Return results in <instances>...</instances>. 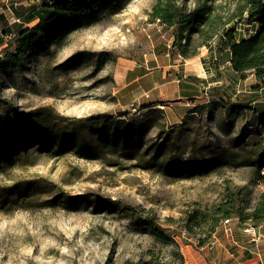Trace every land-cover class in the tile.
<instances>
[{
    "label": "rangeland",
    "instance_id": "rangeland-1",
    "mask_svg": "<svg viewBox=\"0 0 264 264\" xmlns=\"http://www.w3.org/2000/svg\"><path fill=\"white\" fill-rule=\"evenodd\" d=\"M117 1V8L112 1L102 7L89 28L74 31L59 48L44 56L31 52L21 66L0 71V136L34 118L59 119L63 127L68 120L97 116H157L158 124L144 133V150L133 157L110 149L89 157L78 140L59 147L50 135L47 141H31L0 171V264H180L179 254L186 264V245L199 250L204 237L184 231L188 213L216 206L228 187L246 189L248 211L264 193V90L255 91L254 76L240 88L235 79L228 87L233 95L241 90L242 107L234 105L237 99L213 101L194 114L183 113L182 120L178 112L168 115V105H146L130 90L119 93L120 62L159 57L175 39L174 29L153 16L160 0ZM161 1L186 13L205 0ZM209 1L221 15L234 8L229 0ZM234 26L239 31L240 24ZM2 33L0 56H7L12 51L7 42L16 35ZM194 61L189 67L200 68L198 58ZM90 140L98 147L95 138ZM170 159L202 161L205 170L174 176L167 170ZM19 188L37 191L21 198ZM147 218L175 243L158 242L143 226ZM209 242L203 247L211 249L215 241Z\"/></svg>",
    "mask_w": 264,
    "mask_h": 264
},
{
    "label": "trees",
    "instance_id": "trees-1",
    "mask_svg": "<svg viewBox=\"0 0 264 264\" xmlns=\"http://www.w3.org/2000/svg\"><path fill=\"white\" fill-rule=\"evenodd\" d=\"M111 1L117 8L119 5L117 0H48L38 7H31L30 20H38V23L19 31L13 42H7L8 48L12 51L7 56H0V71L7 73L14 67L21 66L23 58L31 52L44 56L52 47L59 48L74 31L89 28L97 20L99 10L108 6ZM209 2L205 0L198 4L195 10L183 13L171 2L163 3L160 0L153 7V16L164 26L174 29L175 41L172 48L174 53L189 60L196 58L203 48L209 51L214 48L219 53L228 50L231 53L230 68L234 74L241 81L253 75L258 83L254 87L255 91L262 92L264 90V0H229V4L234 8L225 15L220 14L218 6L209 5ZM242 22L253 27L257 25L259 30L255 35L248 37H244L241 33L239 39L234 24ZM2 32L4 37L12 34L8 23H4ZM2 42L1 40L0 43ZM202 107L198 106L193 112H197ZM236 107L242 106L236 105ZM25 123L21 124L25 125ZM153 124H158L157 116L137 120H116L109 115L97 116L88 120H68L63 127L59 119H43L38 122L34 118L25 128L19 126L15 131L1 134L0 171L29 148L31 141H47V135L55 139L59 147L78 140L81 151L89 157L105 154L108 149L121 156L133 157L144 150L142 136ZM260 124L264 128V118ZM35 132L39 135L34 134ZM92 138L98 143L97 149L90 140ZM16 140L18 142H15ZM160 155V151L157 150L155 158H159ZM205 165L202 161L195 163L189 159L184 162L170 159L167 170L175 174L174 176L184 177L180 175L195 170L204 171ZM36 191L34 190L32 195L19 188L17 194L21 198H31ZM245 193L246 189L232 190L228 187L223 200L216 206L188 213L183 229L189 236H204L199 240L198 248L205 246L214 237L217 228L231 218L241 223H252L257 227L264 224V193L257 207L252 211L245 209L248 195ZM130 211L134 215L135 210L130 208ZM142 223L158 242L168 245L175 243L173 237L164 234L152 218H147ZM179 258L180 264H184L182 254H179Z\"/></svg>",
    "mask_w": 264,
    "mask_h": 264
},
{
    "label": "crops",
    "instance_id": "crops-1",
    "mask_svg": "<svg viewBox=\"0 0 264 264\" xmlns=\"http://www.w3.org/2000/svg\"><path fill=\"white\" fill-rule=\"evenodd\" d=\"M45 1L48 0H0V31L4 23H8L11 29L10 36L35 26L38 20H30V8L38 7ZM16 19H20V23ZM239 28L237 37L240 39L245 24L242 22ZM196 58L200 68L192 69L189 64L195 62ZM196 58L185 60L169 49L159 57L133 65L120 62L116 67L115 77L119 93L130 90L136 97L143 99L146 105H168V109L172 111L168 115L176 116L175 112H178L180 120L183 113L194 114L195 108L213 101L229 99L230 102H235L237 99V103H240L234 105L242 106L244 98L237 95L241 90L233 95V90L230 88L228 91V87L235 79L237 88H240L253 75L243 81L239 80L230 68L231 53L228 50L219 53L214 48L211 51L206 49V54L201 52ZM178 62L179 65L176 64ZM230 78L231 81L228 80ZM249 228L252 229L251 232L246 233ZM213 236L215 244L211 249L202 247L196 250L193 246L186 245L189 257L182 249L186 264H264V224L257 227L231 218V222H223Z\"/></svg>",
    "mask_w": 264,
    "mask_h": 264
},
{
    "label": "built area",
    "instance_id": "built-area-1",
    "mask_svg": "<svg viewBox=\"0 0 264 264\" xmlns=\"http://www.w3.org/2000/svg\"><path fill=\"white\" fill-rule=\"evenodd\" d=\"M16 22L20 23V19H16ZM259 30L258 26L256 25V27H253L251 25H245V28L244 30L242 29L241 30V33H243L244 37H248V36H251V35H255L256 32ZM231 222V220H227L225 221L226 224H229ZM252 229H247L245 232L246 233H249L251 232ZM214 242V241H213ZM212 243H208V246H210Z\"/></svg>",
    "mask_w": 264,
    "mask_h": 264
}]
</instances>
